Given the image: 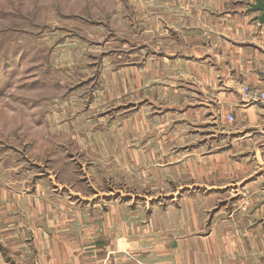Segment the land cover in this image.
Segmentation results:
<instances>
[{
	"label": "crops",
	"instance_id": "0c3cea01",
	"mask_svg": "<svg viewBox=\"0 0 264 264\" xmlns=\"http://www.w3.org/2000/svg\"><path fill=\"white\" fill-rule=\"evenodd\" d=\"M253 4L154 0L152 118L165 126L154 157L170 158L158 171L181 167L188 182L157 196L66 185L54 188L63 196H4L0 264H264V105L242 93L264 91ZM131 102L119 107L142 113V100Z\"/></svg>",
	"mask_w": 264,
	"mask_h": 264
},
{
	"label": "rangeland",
	"instance_id": "374dc122",
	"mask_svg": "<svg viewBox=\"0 0 264 264\" xmlns=\"http://www.w3.org/2000/svg\"><path fill=\"white\" fill-rule=\"evenodd\" d=\"M153 112L154 0H0V198L179 191Z\"/></svg>",
	"mask_w": 264,
	"mask_h": 264
},
{
	"label": "built area",
	"instance_id": "2783aa9c",
	"mask_svg": "<svg viewBox=\"0 0 264 264\" xmlns=\"http://www.w3.org/2000/svg\"><path fill=\"white\" fill-rule=\"evenodd\" d=\"M242 93L248 103H260L264 105V91L257 88H250L249 86H243ZM228 119L232 121L233 117L229 116Z\"/></svg>",
	"mask_w": 264,
	"mask_h": 264
},
{
	"label": "water",
	"instance_id": "95a60500",
	"mask_svg": "<svg viewBox=\"0 0 264 264\" xmlns=\"http://www.w3.org/2000/svg\"><path fill=\"white\" fill-rule=\"evenodd\" d=\"M251 10L261 13V16L258 18V20L260 23L264 24V1L255 0V4L251 6Z\"/></svg>",
	"mask_w": 264,
	"mask_h": 264
}]
</instances>
